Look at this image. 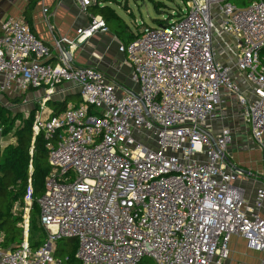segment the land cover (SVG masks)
I'll return each instance as SVG.
<instances>
[{
  "label": "built area",
  "instance_id": "obj_1",
  "mask_svg": "<svg viewBox=\"0 0 264 264\" xmlns=\"http://www.w3.org/2000/svg\"><path fill=\"white\" fill-rule=\"evenodd\" d=\"M76 1L86 13L98 0ZM186 5L178 20L145 25L119 47L132 67V94L67 55L66 45L109 33L101 17L74 40L55 39L57 55L24 20L2 23L0 95L44 92L33 133L46 141L51 171L38 201L45 243L30 246V186L24 241L0 248V264H66L55 250L68 239L77 241L82 264H230L235 239L264 264V184L249 202L236 184L243 174L224 160L233 133L214 129L227 98L264 144V0ZM64 84L82 102L48 114Z\"/></svg>",
  "mask_w": 264,
  "mask_h": 264
},
{
  "label": "crops",
  "instance_id": "obj_2",
  "mask_svg": "<svg viewBox=\"0 0 264 264\" xmlns=\"http://www.w3.org/2000/svg\"><path fill=\"white\" fill-rule=\"evenodd\" d=\"M44 10H47V12H44ZM94 16L90 9L86 13L82 12L81 6L76 0H0V31L2 23L7 19H22L39 39L53 48L54 55L58 54L54 49L55 39H76L77 31L86 28ZM129 42L128 39H119L109 31V33L96 34L76 48H70L66 45L65 50L75 65L99 70L108 81L114 83L120 89L122 94H132L136 90L131 81L132 67L127 60V55L119 51L120 46H128ZM50 63L54 65L57 61L53 59ZM31 91H29L30 93H19L13 90L4 93L0 95V103L4 107L10 108L13 113H17L11 108L13 106L10 103L11 99L27 94L24 101L26 102L29 97L43 93L41 97L36 98L39 105L44 97V92L42 90ZM74 97L81 100L79 90L71 84H64L55 90L52 99L54 102L63 103ZM68 105L73 104L69 103ZM49 111H52V109L48 106V114ZM223 128H229L233 133L234 143L228 148L232 155V163L250 173L243 174L242 179H239L236 184L244 189L246 199L251 202L254 200L257 190L264 184V169L252 164V154L250 155V153H252L255 145L252 143L249 127L244 122L241 109L235 102H231L227 98L223 99L218 119L214 123L215 132H219ZM9 138L0 134V145L3 149L10 144H15V139ZM241 140L244 142L240 143ZM262 215L264 216V208ZM241 244H243L246 252H250L243 240L235 239L231 245L232 259L230 264H237L236 261L240 260H236V257L237 255L240 257L243 252L239 250ZM251 252L252 261L241 260L242 263L259 264L261 255Z\"/></svg>",
  "mask_w": 264,
  "mask_h": 264
},
{
  "label": "trees",
  "instance_id": "obj_3",
  "mask_svg": "<svg viewBox=\"0 0 264 264\" xmlns=\"http://www.w3.org/2000/svg\"><path fill=\"white\" fill-rule=\"evenodd\" d=\"M114 4L122 6L119 0H98L96 5L89 9L95 16L105 21L108 31L121 40L128 39L130 44L139 37L141 28L139 32L133 33L127 22L112 7ZM155 8L157 12L160 11L158 5ZM123 9L128 11L125 7ZM179 18V14L177 18L171 15L165 21L157 20V23L158 26H164ZM26 96L27 94L17 96L11 99L10 103L20 106L24 103ZM68 104L67 101L49 102L48 106L55 115H58L67 109ZM36 114L37 111L25 118L21 113H13L10 108L0 103V128L4 129L2 136L6 137L13 133L16 141L15 144H10L4 149L0 145V237H3L0 248L3 250L17 249L24 241L23 211L30 186L33 189L30 211V246L33 250H37L47 239V232L39 220L38 201L45 194L46 179L51 167L45 147L46 141L42 135L34 138L33 125ZM36 235H38L37 239ZM77 247V241L74 239L59 241L56 245L55 256L64 260L66 264H78L79 260L75 259Z\"/></svg>",
  "mask_w": 264,
  "mask_h": 264
},
{
  "label": "rangeland",
  "instance_id": "obj_4",
  "mask_svg": "<svg viewBox=\"0 0 264 264\" xmlns=\"http://www.w3.org/2000/svg\"><path fill=\"white\" fill-rule=\"evenodd\" d=\"M245 1L247 2L248 5L249 2H251L252 0H245ZM119 2L122 3V6L114 4L112 5V7L127 22L128 26L130 27L133 33L139 32V28L142 29V26L144 24L149 27H156L159 25L157 23V20L165 21L169 18V16L173 15V12H175L173 16H176L177 18V11L182 10L185 12L187 10L186 0H119ZM155 4L158 5V7H160L159 12H157L155 8L156 6ZM124 7L128 11H125L123 9ZM244 82L245 81L243 79L240 80V84L244 85L245 84ZM42 95L43 93L33 95L31 96V98L29 97L28 100L24 102L22 105L20 106L13 105L11 106V108L14 110V112L21 113L25 118H28L33 112L36 113V111L40 110L36 98L41 97ZM80 102L81 100L78 97H74L72 99H69L68 101V103L73 105L79 104ZM6 105L8 106V104ZM44 117H47L46 113L44 114ZM3 130H4L3 127H1L0 128L1 135H3ZM6 137H10L12 140L14 138L13 133L9 134ZM242 142L244 141L241 140L240 143ZM252 143L255 145V147H253L254 149H252V153H250V155L252 154V164L261 169H264V144L260 146L253 138H252ZM231 146L232 145H229L228 148H230ZM227 156L230 160L232 159V155L230 154L229 149H227ZM241 177L239 179H242ZM25 215H26V210L24 209L23 216ZM37 237L38 235L35 236L36 239ZM239 250L243 252L241 253L240 257L237 255L236 260L240 259L239 261L241 260L252 261V252L251 251L246 252L244 250L243 244L239 246ZM248 256L249 258H247ZM239 261H236L237 264H244L242 263V261L241 262ZM78 264H82V263L79 261ZM143 264H154V262L149 258H145Z\"/></svg>",
  "mask_w": 264,
  "mask_h": 264
},
{
  "label": "water",
  "instance_id": "obj_5",
  "mask_svg": "<svg viewBox=\"0 0 264 264\" xmlns=\"http://www.w3.org/2000/svg\"><path fill=\"white\" fill-rule=\"evenodd\" d=\"M211 138H212L211 140L214 141V140H213V137H211ZM224 160L226 161V163L228 164V166H229L230 168H232L234 171L239 172V173H241V174H250L248 171H245V170H243V169H241V168L235 166V165L232 163V161L228 158L227 155H224Z\"/></svg>",
  "mask_w": 264,
  "mask_h": 264
}]
</instances>
